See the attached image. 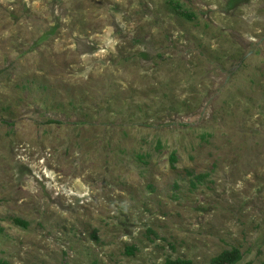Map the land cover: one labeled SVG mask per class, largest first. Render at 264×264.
Here are the masks:
<instances>
[{"label": "rangeland", "instance_id": "374dc122", "mask_svg": "<svg viewBox=\"0 0 264 264\" xmlns=\"http://www.w3.org/2000/svg\"><path fill=\"white\" fill-rule=\"evenodd\" d=\"M264 264V0H0V264Z\"/></svg>", "mask_w": 264, "mask_h": 264}, {"label": "trees", "instance_id": "16d2710c", "mask_svg": "<svg viewBox=\"0 0 264 264\" xmlns=\"http://www.w3.org/2000/svg\"><path fill=\"white\" fill-rule=\"evenodd\" d=\"M241 259V253L238 249L231 248V250H226L220 253L212 261L215 264H236ZM165 264H190L187 260H171L165 261Z\"/></svg>", "mask_w": 264, "mask_h": 264}]
</instances>
